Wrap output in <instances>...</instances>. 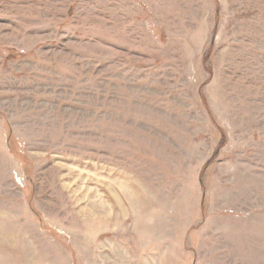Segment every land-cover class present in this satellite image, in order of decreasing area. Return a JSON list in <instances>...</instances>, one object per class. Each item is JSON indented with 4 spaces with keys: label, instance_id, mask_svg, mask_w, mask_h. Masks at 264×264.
Listing matches in <instances>:
<instances>
[{
    "label": "rangeland",
    "instance_id": "obj_1",
    "mask_svg": "<svg viewBox=\"0 0 264 264\" xmlns=\"http://www.w3.org/2000/svg\"><path fill=\"white\" fill-rule=\"evenodd\" d=\"M0 264H264V0H0Z\"/></svg>",
    "mask_w": 264,
    "mask_h": 264
}]
</instances>
